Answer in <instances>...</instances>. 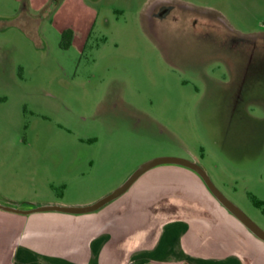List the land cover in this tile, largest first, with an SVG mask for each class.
Masks as SVG:
<instances>
[{
  "label": "rangeland",
  "instance_id": "374dc122",
  "mask_svg": "<svg viewBox=\"0 0 264 264\" xmlns=\"http://www.w3.org/2000/svg\"><path fill=\"white\" fill-rule=\"evenodd\" d=\"M42 1L0 0V201L83 205L76 202L108 194L144 161L171 155L197 161L264 229V0H181L199 7L174 10L175 18L150 10L170 0L37 7ZM190 177L200 178L181 165H156L118 197L147 184L159 186L150 197L179 185L200 196ZM182 195L180 216L204 214ZM166 201L157 209L175 216ZM175 222L151 231L159 246L150 256H176L192 230L206 228L194 216ZM110 254L116 263L101 264L124 255L119 247ZM90 259L83 260L99 264Z\"/></svg>",
  "mask_w": 264,
  "mask_h": 264
},
{
  "label": "crops",
  "instance_id": "0c3cea01",
  "mask_svg": "<svg viewBox=\"0 0 264 264\" xmlns=\"http://www.w3.org/2000/svg\"><path fill=\"white\" fill-rule=\"evenodd\" d=\"M29 1L33 3V0ZM44 2H39L37 7L43 6ZM89 18H92L91 14ZM190 178L196 185L194 188L200 191V196L193 197L187 188L182 190L179 185L178 188L174 186V192L150 197L151 190L156 189L158 192L159 186L147 184L137 185L135 191L130 189L125 197H117L87 213L54 210L18 213L0 208V264H54L48 253L62 257L64 262L59 264H93L83 260H91L90 257L92 260L97 258L101 264L103 261L110 262L116 256L110 253L118 250V247L125 256L131 254L129 260L124 262L122 255L119 264H216L217 258H225L227 264H256L258 257L264 258V244L259 238L213 197L201 178ZM178 194H183L185 200L204 214L180 216V202L177 198L181 197ZM162 199L174 201L172 209L175 216L167 218L164 209H157ZM92 201L94 199L76 203L85 205ZM0 203L26 209L36 205H66L70 202L53 199L14 202L6 199ZM167 203L171 204L170 201ZM192 216L197 221L205 219L206 228L192 230L196 233L190 238L191 244L182 243L179 256L171 257V250L165 256L149 255L155 253L159 246L156 239L151 240V236L155 237L158 233L151 231H162L161 225L176 223V219ZM151 219L155 220L153 224L149 223ZM133 231H141L139 241H134ZM202 231H208L207 236L204 237ZM102 246L106 251L105 260H98L96 253L102 250ZM252 250L257 251V255L254 252L252 256Z\"/></svg>",
  "mask_w": 264,
  "mask_h": 264
},
{
  "label": "water",
  "instance_id": "95a60500",
  "mask_svg": "<svg viewBox=\"0 0 264 264\" xmlns=\"http://www.w3.org/2000/svg\"><path fill=\"white\" fill-rule=\"evenodd\" d=\"M160 164H177L187 167L193 170L201 178L205 184L208 191L213 195V197L229 211L233 216H235L251 233L256 237L264 241V229H262L255 221H253L239 206L228 199L213 183L208 173L205 169L195 160L178 157V156H157L141 163L119 186L113 189L108 194L100 197L99 199L85 205H60V204H43L36 205L30 208L22 209L10 205H5L0 203V208L4 210L14 211L18 213H30L35 211H61L66 213H87L92 212L108 203L109 201L117 198L122 193H124L131 184L145 171L150 168L160 165Z\"/></svg>",
  "mask_w": 264,
  "mask_h": 264
},
{
  "label": "flooded vegetation",
  "instance_id": "af4514ba",
  "mask_svg": "<svg viewBox=\"0 0 264 264\" xmlns=\"http://www.w3.org/2000/svg\"><path fill=\"white\" fill-rule=\"evenodd\" d=\"M186 1V0H185ZM171 3H163L162 1H158L154 4V6L150 9L155 17H163L167 14L171 15V12L174 10L180 11L181 13H187L192 10H197L199 5H183L181 0H170ZM206 8L212 9L211 6L205 5ZM173 16V15H171ZM175 18V16H173ZM179 18V17H176ZM195 25V24H194Z\"/></svg>",
  "mask_w": 264,
  "mask_h": 264
},
{
  "label": "trees",
  "instance_id": "16d2710c",
  "mask_svg": "<svg viewBox=\"0 0 264 264\" xmlns=\"http://www.w3.org/2000/svg\"><path fill=\"white\" fill-rule=\"evenodd\" d=\"M254 204L255 205H260L261 204V201L254 199Z\"/></svg>",
  "mask_w": 264,
  "mask_h": 264
}]
</instances>
